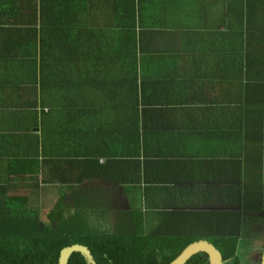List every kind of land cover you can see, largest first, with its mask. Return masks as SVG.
I'll list each match as a JSON object with an SVG mask.
<instances>
[{"label": "trees", "instance_id": "16d2710c", "mask_svg": "<svg viewBox=\"0 0 264 264\" xmlns=\"http://www.w3.org/2000/svg\"><path fill=\"white\" fill-rule=\"evenodd\" d=\"M169 13L175 22L163 23ZM0 63L51 70L65 106L78 112L81 101L98 116L88 131V150H95L70 180L73 189L106 173L101 158H118L120 173L133 164L140 180L141 154L143 169L162 158L226 155L231 178L247 175L244 185L231 186L241 206L225 229L213 213L198 219L180 211L193 217L190 229L144 233L119 222L111 230L79 197L72 205L58 201L43 221L26 196L0 194V264H57L60 250L74 244L87 247L96 264H169L197 240L210 242L223 264H241L240 242L260 234L255 216L264 214V180L254 179L264 172V0H0ZM140 145L154 149L144 153ZM83 261L75 252L67 264ZM185 264L208 259L198 253Z\"/></svg>", "mask_w": 264, "mask_h": 264}, {"label": "crops", "instance_id": "0c3cea01", "mask_svg": "<svg viewBox=\"0 0 264 264\" xmlns=\"http://www.w3.org/2000/svg\"><path fill=\"white\" fill-rule=\"evenodd\" d=\"M93 15L98 16V11ZM173 15L163 14V23L175 22ZM95 22L102 21L96 18ZM172 38L175 40L173 45L178 48L179 39ZM51 72L41 75L38 63L17 64L16 68L0 63L1 195L26 196L29 200L27 207L37 208L40 217L58 201L72 205L79 197L82 203L95 209L96 215L104 217L101 222L111 230L119 222L127 227L140 225L143 231L146 228L156 232L190 229L193 217L185 216L188 214L180 216V211L196 213L198 219L201 218L199 213H213V217H208L215 222L222 217L225 229L230 223L229 214L233 210L240 212V201L232 193L231 186L244 185L247 175L244 176V172L231 178L232 168L227 160L230 158L226 155L207 161L195 160V157L184 162L174 159L177 162L171 164L163 163L162 158L159 166L147 163L143 169L141 154L140 180L136 179L133 164L126 172L120 173L124 164L120 165L118 158L110 162L99 158L98 163L108 168L106 173L85 180L73 189L70 180L85 171L87 152L95 150H88L89 123H97L99 118L89 116L81 101V105L74 107L79 109L78 112L65 106L59 95L61 88L54 84L58 75ZM66 108L70 112L64 118ZM73 113L79 117L76 119ZM152 149L154 147L145 151L140 145L141 152ZM259 178L264 180L263 170L254 174L255 180ZM153 182L160 186L146 189ZM127 184L130 185L126 187ZM164 208L167 210L163 211ZM216 213L220 214L216 216ZM184 219L189 228L185 227ZM255 220L260 234L248 241L242 239V251L262 244L264 214L258 213Z\"/></svg>", "mask_w": 264, "mask_h": 264}, {"label": "water", "instance_id": "95a60500", "mask_svg": "<svg viewBox=\"0 0 264 264\" xmlns=\"http://www.w3.org/2000/svg\"><path fill=\"white\" fill-rule=\"evenodd\" d=\"M75 252L80 253L88 264H95L88 248L79 244L64 247L60 251L57 264H67L70 255ZM198 253H204L207 256L208 264H223L220 252L206 240H197L188 244L169 264H185ZM259 264H264V249L260 253Z\"/></svg>", "mask_w": 264, "mask_h": 264}, {"label": "rangeland", "instance_id": "374dc122", "mask_svg": "<svg viewBox=\"0 0 264 264\" xmlns=\"http://www.w3.org/2000/svg\"><path fill=\"white\" fill-rule=\"evenodd\" d=\"M46 213L47 212H44V214L41 216V219L44 221L45 220V215H46ZM154 219V218H153ZM252 226V228H253V226H254V224H252L251 225ZM158 227V226H157ZM257 227V226H256ZM129 228H131L132 229V227H129ZM153 229H156V228H153ZM146 231H144V233H149V232H156V231H154V230H150V229H148V228H146L145 229ZM159 232V231H158ZM201 233V232H200ZM207 232H204L203 234H206ZM210 234H212V233H210L209 232V235ZM204 236H207V235H204ZM255 251H257L256 253L259 255L260 253H261V251H262V244H260L259 246L257 245L255 248ZM253 249V250H254ZM250 250H252V248L250 249ZM250 250H247V251H249L250 252ZM247 251H241V252H243V254L241 255V252H240V254H239V257H240V259H241V264H257L256 262H258V258L256 257V256H252V253L251 254H249V252H247ZM253 254H255V253H253Z\"/></svg>", "mask_w": 264, "mask_h": 264}, {"label": "flooded vegetation", "instance_id": "af4514ba", "mask_svg": "<svg viewBox=\"0 0 264 264\" xmlns=\"http://www.w3.org/2000/svg\"><path fill=\"white\" fill-rule=\"evenodd\" d=\"M262 245H263V241H262ZM61 250H62V249H61ZM61 250H60V251H61ZM250 252H251L252 254L255 253V255H257L256 257H257L258 259H260V254L258 255V254L256 253L257 251H255V249H254V250L252 249ZM250 252H249V254H251ZM59 255H60V252H59ZM59 255H58V258H59ZM81 256H82V255H81ZM82 257H83V256H82ZM83 260H84V261H83L84 264H88L87 261H86V259H85L84 257H83ZM27 261H28V259H27ZM22 262H23L22 260H16V261L12 262L11 264H20V263H22ZM57 263H58V260H57ZM95 264H96V263H95Z\"/></svg>", "mask_w": 264, "mask_h": 264}]
</instances>
